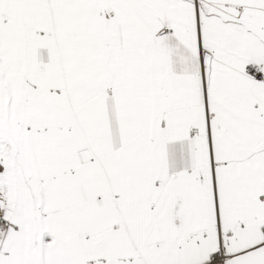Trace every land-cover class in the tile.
I'll list each match as a JSON object with an SVG mask.
<instances>
[{
	"label": "snow or ice",
	"instance_id": "snow-or-ice-1",
	"mask_svg": "<svg viewBox=\"0 0 264 264\" xmlns=\"http://www.w3.org/2000/svg\"><path fill=\"white\" fill-rule=\"evenodd\" d=\"M0 264H264V0H0Z\"/></svg>",
	"mask_w": 264,
	"mask_h": 264
}]
</instances>
